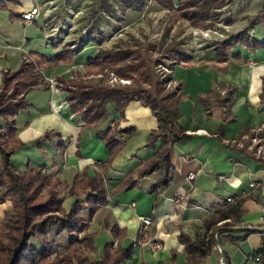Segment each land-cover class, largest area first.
<instances>
[{"label": "crops", "instance_id": "0c3cea01", "mask_svg": "<svg viewBox=\"0 0 264 264\" xmlns=\"http://www.w3.org/2000/svg\"><path fill=\"white\" fill-rule=\"evenodd\" d=\"M12 1L17 5L21 2ZM229 1L233 5L237 0ZM9 2L7 0L0 9L9 7ZM261 2L264 4V0ZM244 4L241 8L238 6V10H243ZM11 16L20 18V14ZM254 30L258 37L264 36V24L256 25ZM12 48L19 52V60L11 54ZM211 49L197 52L191 63L207 67L216 61ZM258 51L249 52L243 48L234 51V56L242 54L247 69L234 67L236 62L233 61L226 72L209 68L197 73L191 71L187 75L176 73L178 80L183 83L180 125L186 131L187 138L179 141L172 151L175 179L161 196L149 194L151 185L159 178L157 174L147 177L141 188L129 191L120 188L131 171L155 154L154 150L145 148V145L152 130L156 128V118L149 115L140 102H132L128 107V110L136 108L140 115L135 114L131 119L127 117L121 123L122 129L133 128L134 134L129 139L125 136L128 139L126 148L119 155H112L106 163L109 153L105 145H101L97 132L106 129L108 122L118 119L119 114L111 109V115L104 124L85 130V122L71 112L68 103H63L67 100L65 92L56 95L48 84L46 87L40 86L26 95L30 107L21 110L14 119L17 137L25 145L16 150L11 162L21 172L28 166L44 167L48 175L70 188L77 176L84 173L92 176L104 167L108 200L89 221V231L96 234L95 241L99 250L98 255L93 256L94 259H100L106 243L114 241L117 244L106 224L109 223L111 227L118 225L127 232L122 246L127 250L133 249V256L138 252V258L126 264H186V249L180 237L185 235L193 243L204 240L208 207L213 210L214 205L217 203L219 206L225 197L241 196L243 203L240 209L244 216L238 223L252 226L257 232L249 237L245 236L249 231L245 227L223 232L233 233L227 235L226 252L222 245L219 248L215 245L211 256L199 264H219V249L224 254L225 264H234L236 260L239 264H249V256L262 248L264 241L261 232L264 228L262 205L255 200L249 184L259 182L261 188L255 193L259 195L264 192V162L254 159L245 150L224 145L222 139L240 137L264 124V109L259 107L264 88V57L256 55ZM24 53L27 52L22 47H13L0 41V87L3 72L17 71ZM249 61H254L255 65L250 66ZM60 66L56 70H40L44 75L51 71L58 78L64 76L61 81L75 73L68 69L60 70ZM236 66L240 67L238 63ZM201 73L204 75L198 83L196 77L197 74L201 76ZM215 83L221 89L229 90L230 94L222 98L214 89ZM200 97L206 99L209 105ZM208 109H212L209 114ZM198 130L208 135L188 134ZM95 149L100 150L98 155H95ZM190 172L196 174L192 182L185 178ZM9 207V204H5L3 210L0 208V221ZM215 210L219 211L220 207ZM141 216L153 218L158 227L154 239L163 244V250L154 252L142 246L146 239H139ZM234 248L238 249L239 256L232 254Z\"/></svg>", "mask_w": 264, "mask_h": 264}, {"label": "trees", "instance_id": "16d2710c", "mask_svg": "<svg viewBox=\"0 0 264 264\" xmlns=\"http://www.w3.org/2000/svg\"><path fill=\"white\" fill-rule=\"evenodd\" d=\"M115 1L124 13L127 10L139 11L142 8L138 1ZM227 1L158 0V3L171 9L176 19H186L193 27L200 28L208 26L209 21L216 17V12L227 6ZM6 2L7 0H0V6ZM101 6L104 13L112 14L108 0H104ZM131 22H134V19ZM256 25L252 23L248 29L216 44L210 50L215 54L216 61L209 63V66L215 67L219 72H226L232 60L238 64H245L241 53L233 55L235 50L243 48L254 52L264 48L261 42L264 36H257L254 30ZM167 37L166 34L161 48L165 46ZM137 46V51L123 43H118L107 50L97 48L95 55L86 62L88 74L101 73L107 68L122 75L133 72L137 75L134 86L106 89L98 84L69 85L71 82L69 81L66 87L69 91L68 102L71 112L79 115L85 122L83 127L85 130L104 124L111 115V109L119 114L118 119L113 120L112 123L108 122L106 129L97 132V138L104 143L109 153L106 163L111 160L112 155H119L126 148L128 139L134 134L133 128H121L129 105L132 102H140L149 108L156 118V128L152 130L145 148L154 150L155 154L131 171L120 188L124 191L141 188L147 177L157 174L159 178L151 185L149 194L161 196L175 179L172 151L179 141L187 138L186 131L180 125L182 117L180 103L183 97L181 94L167 91L162 84H158L155 91L142 88L141 84L152 83V62L148 57L146 46L140 43H137ZM167 51L180 64H191L190 59L185 56V51L180 48L171 47ZM31 53V56H36L34 58L38 59L33 62H22L15 72L10 70L3 72L0 87V122L2 121L0 123V205L10 206L0 221V264H54L55 256L59 258L58 264H63L67 255L66 253L58 255L60 245L56 240L63 234L68 236L65 240L70 250L83 249L87 253L79 258L78 264L131 262L133 249L127 250L122 246L127 236L126 230L118 225L111 227L109 223L106 224L107 229L110 230L117 244L114 241L107 243L100 260H94L90 256L97 250L94 244L96 234L89 231V221L108 200L104 167L92 176L86 173L77 176L73 187L70 188L48 175L44 167L28 166L21 172L11 162L16 150L25 145L17 137L14 119L21 110L30 107L26 95L48 84L40 69L52 70L59 65L72 63L76 56L66 50L57 51L51 56ZM131 60L137 62L135 67L126 66L122 71L114 69L115 65ZM200 99L206 101L203 97ZM206 104L209 105L208 101ZM125 136H128V139ZM67 191H70L74 198L69 207L65 206L64 193ZM243 216L244 212L240 208L230 214L236 222H240ZM217 221L216 217L207 218L205 221L207 230L211 227V222ZM52 232L55 234L53 239H51ZM254 232L257 230H249L245 236L249 237ZM10 235L13 238H9ZM139 239H143L142 235ZM180 242L186 249V264H199L213 252V245H207L204 240L193 243L187 236L182 235ZM263 250L262 246L255 252Z\"/></svg>", "mask_w": 264, "mask_h": 264}, {"label": "built area", "instance_id": "2783aa9c", "mask_svg": "<svg viewBox=\"0 0 264 264\" xmlns=\"http://www.w3.org/2000/svg\"><path fill=\"white\" fill-rule=\"evenodd\" d=\"M32 4L30 8L26 11H23L20 15L21 20L25 23H33L38 20L43 21L42 31L44 39L48 45H53L56 47H62L59 51L69 50L70 52H80L86 50L88 47L98 48L103 46L105 42H111L114 38L120 43L128 45L133 49H138L137 43L142 44L144 41L143 37L146 36L149 40V43L146 44L148 51V56L152 62V73H153V84L156 90L158 84H162L166 87V90L176 94H182L183 83L175 79V67L180 64L176 59H162L159 60L153 58L156 54V46L151 43L160 42L163 39L164 30L169 24L168 19L172 16V10L169 8H164L158 14H150L151 18L145 20H140L137 24L140 28L139 31L125 30L129 26L126 25L125 29H121L120 21L125 18L122 10L115 3L114 0H108L111 8L112 14L104 13L102 9V3L104 0H84L83 5H71L72 0H31ZM141 2L142 9L145 11L144 15L149 11L150 7L156 6L154 4L156 0L149 1H138ZM157 3V2H156ZM87 11V19H83ZM221 10L216 12V17L213 19L214 22L218 19L224 21L227 15L220 14ZM143 15V16H144ZM117 18V22H113V18ZM212 21V20H211ZM209 21V22H211ZM104 26L110 28L111 30L108 33H105ZM135 26V25H133ZM119 29V30H117ZM73 38L67 41V38L70 34ZM144 34V36H142ZM238 33L234 32V27L231 24H225L224 31L218 32L213 29H202L198 27L189 26L188 34H183V38H187L194 48V51L204 50L206 47L210 49L215 47L216 44L222 42L229 37H232ZM69 35V36H68ZM218 36V37H215ZM102 42V43H100ZM70 47V48H69ZM185 56L193 61L194 52L186 53ZM169 55H166V57ZM32 56L29 53L22 54V62H33ZM127 65H130L127 62ZM250 66H254V61H249ZM120 66V65H119ZM118 68H121L118 67ZM7 72V71H4ZM135 74L128 72V75H122L116 72L115 70L105 69L101 73L93 74H79L74 73L71 75V78L68 81L63 80L59 82L57 78H46V81L49 85L50 90L53 94H61L65 92L67 97L63 103L67 105L69 91L65 88L64 84L74 80L77 82V85H86V84H98L102 85L106 89H122L126 87H131L133 85ZM155 78V80H154ZM143 86L149 88L151 83H146ZM215 91L222 97L226 98L230 94L229 90L221 89L216 83L213 85ZM70 89H73L70 87ZM260 109H264V88L262 90V98L259 103ZM226 111V110H225ZM224 111V112H225ZM212 112V109L207 110V114ZM264 124L259 129L251 130L249 133H246L240 137L235 138H223L222 143L226 146H230L235 149L247 151L254 159L264 162ZM188 134H198V135H208L207 132L203 130H198L195 132H188ZM196 174L193 172L188 173L185 178L188 182H192L195 179ZM250 190L253 192L255 200L259 201L262 205L263 215L262 220L264 221V192L261 194H256L255 191H258L261 188L259 182H251L249 184ZM222 203L215 208L220 207V210L217 211L215 208L208 207V218L216 217L217 222L212 223L209 230L206 231L204 235V241L207 245L215 246L219 240V236L229 230H234L238 227H245L248 230H254V227L246 225L244 223H238L234 221L230 214L233 213L238 208H241L243 199L238 195H230L222 199ZM133 207V205H132ZM141 223V235L146 239L142 246L145 248H151L154 252H159L163 250V244L160 241H156L154 236L158 231L157 225H155L152 217L141 216L139 217ZM256 230V229H255ZM264 238V228L261 230ZM150 236V237H149ZM264 247V241H263ZM219 254L221 258L219 264L222 263L223 252L219 249ZM249 264H264V250L260 252H253L248 258Z\"/></svg>", "mask_w": 264, "mask_h": 264}, {"label": "rangeland", "instance_id": "374dc122", "mask_svg": "<svg viewBox=\"0 0 264 264\" xmlns=\"http://www.w3.org/2000/svg\"><path fill=\"white\" fill-rule=\"evenodd\" d=\"M15 1H18V0H15ZM20 1H21L20 5H17V3L10 0L9 7H6L5 9H0V41H1V43L2 44H8L9 43L13 47L14 46L15 47L20 46L27 53H31V52L32 53H39V54H44L47 56H51V55L56 54L57 51H59L62 47H56V46H53L51 44L50 45L47 44V42L43 36V31H42L43 21H42V19L38 20L37 22H33L32 24L31 23L29 24V23H25L23 20H21L18 17L11 16L14 14H21L20 12L28 10L32 4L31 0H20ZM83 1L84 0H72L71 5H75V6L76 5L78 6L80 4L83 5L84 4ZM132 1H139V0H132ZM141 1L146 2L149 0H141ZM156 2L154 3V4H156V6L150 7L149 11L145 15H144L145 11H143L142 8L139 11L138 10H136V11L135 10H127L125 13L122 11L125 18L120 20V21H122V22H120V25H122L121 29H125L124 27H126V24H127L129 27L126 28L125 30H128V29L133 30L134 28H136L133 30V32L139 31L140 28L137 24L139 23L140 20H143V19L147 20V19H149V17L150 18L152 17V16H150V14H152L153 12L156 11V12L160 13L162 9L167 8L163 5H161L160 3H158V0H156ZM115 3L118 5V3L116 1H115ZM230 3L231 2L228 0L227 1L228 7L225 6L226 8L224 7L225 9L223 8V9H221V12H219L220 14L227 15L225 17V18H227L225 21H224V19L223 20L220 19L219 21L217 19L215 22H214V20H212L211 22H209L207 24L208 26L200 27V28H202V29H209L210 28V29L217 30L218 32H220V31H224L225 24H232L234 27V32L239 33L240 31H243V30L251 27L252 22L256 23L257 25L258 24H264V6H263L264 4H263V2H261V0H242L240 2H238V0H237V1H235V3H233V5H231ZM243 3H245L243 6V10H238V6H239V8H241ZM142 5L143 4L140 2L141 7H142ZM118 6L121 9L120 5H118ZM234 8H235V10H234ZM156 12L153 14H158ZM136 13H139V15L137 16ZM87 17H88L87 11H85V15L83 16V19L85 20V19H87ZM133 19H134V22H131ZM235 19H236V22H235ZM117 20L118 19L116 17L113 18L114 23L117 22ZM168 20H170V21H169L168 26L164 30L163 39L160 42L151 43L152 45L156 46L155 50L157 52L156 54H154L153 58L157 57V59H159V60L174 59V57L170 55L169 51H167L171 47H174V48L178 47L183 51H187L186 53H188V54L191 52H194L195 55L197 52L202 51V50H200V51L195 50L194 51V48H193L192 44L190 42H188V39L187 38L185 39L182 37L183 34H185V35L188 34V28H189V26H192L188 20L176 19L174 17L173 13H172V16L170 17V19H168ZM133 25H135V26H133ZM103 28L105 30V33H108V31L111 30V27L108 28V27L104 26ZM117 30H119V29H117ZM134 33H137V32H134ZM251 33H253L252 30H251ZM166 34L168 35L167 40H166V44L164 47L161 48L162 42H163ZM142 36H144V34H142ZM215 37H218V36H215ZM27 39H30V40L28 41ZM70 39H76V38H73L70 34V36L67 38V41ZM117 39L118 38H114L111 42L103 43V46H100L99 49L100 48L103 50L110 49L114 45H117L118 43H120ZM143 39H144V41H142L143 42L142 45L146 46V44L149 43V40L146 36H144ZM261 42L264 44V38L262 39ZM100 43H102V42H100ZM210 47L211 46L206 47L204 50L207 51L208 49H210ZM12 49L13 50L11 51V54L16 55V58L19 60V52H17L15 50V48H12ZM95 49H97V48L88 47L86 50L81 51V53L80 52H78V53L77 52H74V53L70 52L72 55H76L77 58L75 56L74 61L72 63L60 66V70L61 69L62 70L68 69L72 72H78L79 74H86L87 73V65H86L87 59L90 57H93L95 55V53H96ZM132 50L137 51L136 49H133V48H132ZM66 51H69V50H66ZM167 54L170 56L166 57ZM256 55L260 56V58L264 57V48L259 49V51L256 53ZM34 57H36V56H32L33 60L38 59V58H34ZM12 59H13V57H12ZM12 59H11V61H13ZM233 61L234 60H232V62ZM128 62L130 63V65H127V62H125L123 64L119 63V64L114 66V69L122 71L124 69V67H126V66L127 67H131V66L135 67L137 65V62H135V61L131 60ZM235 64L237 65V63H235ZM119 65L121 66V68H118V67H120ZM236 65L234 67H236L238 69L239 68H246V69L248 68V66H246L247 64L240 63L239 64L240 67L236 66ZM57 68H54L53 70H56ZM209 68L216 69L215 67H210L209 65L207 67H204V64L203 65H201V64L196 65L195 63H191L189 65L178 64L175 67V79H177V80L179 79V77L176 76V73L179 75H181V74L187 75L191 71H194L193 73H197L198 71L202 72V70H208ZM107 69L112 70L110 68H107ZM94 73H96V72H94ZM52 74L53 73L51 71L46 72L45 81H46V78H50V77H52V78L56 77L57 80L61 81L60 79H63L62 77H64V76H61L58 78L57 75H52ZM69 74H70V72H69ZM73 74L71 73L68 77H65L64 80L68 81L69 78H71V75H73ZM90 74H93V73H90ZM199 75L200 74H197V77H196V80L198 83H199L200 77H202L204 74L201 73V76H199ZM154 80H155V78H154ZM136 81H137V75L135 76V79H134L132 86H134ZM61 82H63V81H61ZM76 84H78V83L75 82L74 80H72L69 83V85H76ZM143 85L144 84H141L143 89L155 91L153 80H152L151 86L149 88H147ZM64 86L66 88L68 85L64 84ZM142 107L148 111L149 115H152L151 111L147 109L148 107L146 108L145 105L144 106L142 105ZM135 114H139L137 112L136 108H132L129 110L127 108L125 118L128 117L129 119H131L135 116ZM263 116H264V114H263ZM101 143H102L101 145H104V143L102 141H101ZM94 151L96 152L95 155H98L100 150L95 149ZM64 195H65L64 196L65 200L70 198V200L68 199V201H66V203H65V206L69 207V205L71 204V202L73 201L74 198L72 199L70 191L65 192ZM0 208H1V210H3L4 209L3 205H0ZM54 235H55L54 232H52L51 239L54 238ZM227 235H233V233H231V232H229V234L228 233H222L219 237L217 244H216L217 248H219L220 245H222L223 251H225V252H226V241L228 240ZM61 236L62 237H57L56 240H57V243H59V245H60V252L58 255H62L63 253H66V255H67L66 261L63 264H78L79 258H81L83 255H85L87 253L83 249L70 250L69 246L66 245V240H65V237H68V236L66 234H63ZM9 238H13V236L10 235ZM80 238H81V236H80ZM95 240H96V237H95ZM95 240H94V244H95V248H96L97 252L94 253V256L95 255L97 256L99 253V250H98V247L96 245ZM39 245H40V243H39ZM104 246H103V249H104ZM232 252H233L232 254H234L235 256L236 255L239 256V252H238L237 248H234ZM102 254H103V251H102ZM90 256L92 257V259H94L93 255H90ZM134 258L135 259L138 258V252H136L134 254L133 260H134ZM100 259H97V257H95L94 260H100ZM133 260H132V262H133ZM58 261H59V258H57V256H55L53 258L54 264H58ZM234 264H239V262H237V260H236L234 262Z\"/></svg>", "mask_w": 264, "mask_h": 264}, {"label": "water", "instance_id": "95a60500", "mask_svg": "<svg viewBox=\"0 0 264 264\" xmlns=\"http://www.w3.org/2000/svg\"><path fill=\"white\" fill-rule=\"evenodd\" d=\"M222 263L225 264L224 254L222 255Z\"/></svg>", "mask_w": 264, "mask_h": 264}]
</instances>
